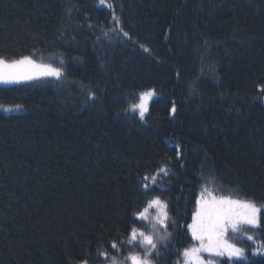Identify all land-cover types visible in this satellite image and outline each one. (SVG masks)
<instances>
[{
    "label": "trees",
    "instance_id": "1",
    "mask_svg": "<svg viewBox=\"0 0 264 264\" xmlns=\"http://www.w3.org/2000/svg\"><path fill=\"white\" fill-rule=\"evenodd\" d=\"M0 56L62 69L0 86V264H126L133 227L180 264L208 185L260 207L222 264H264V0H0Z\"/></svg>",
    "mask_w": 264,
    "mask_h": 264
},
{
    "label": "snow or ice",
    "instance_id": "2",
    "mask_svg": "<svg viewBox=\"0 0 264 264\" xmlns=\"http://www.w3.org/2000/svg\"><path fill=\"white\" fill-rule=\"evenodd\" d=\"M100 3L105 4V0H100ZM115 19V17H114ZM119 24V21H117ZM107 35V33H105ZM128 35L127 32L124 33ZM145 52L149 51L147 48ZM61 70L54 68L47 64H38L30 56H22L19 59H13L10 62L6 61L4 57L0 56V83H20L24 81H30L40 77L54 76L59 78ZM154 95L153 91L140 93V103L133 105V109L139 108V115L141 119H144L145 112L148 111L147 100ZM19 108V105L16 106ZM3 111H12V108H3ZM175 106L172 108V112H175ZM159 173H163L165 176L168 175L166 168H160L156 176L152 177L153 184L156 183L157 176ZM145 181L148 177L144 178ZM149 190L147 183H145V191ZM149 206L156 205L161 211L157 217H155L156 224L167 231L169 215L167 211V204L159 199L154 198L148 202ZM149 209L145 208L143 212L136 214L137 220L147 219V213ZM260 209L257 208L253 203L232 200L228 198L217 199L208 193V198L201 193V196L196 200V209L192 213V222L187 225L188 231L194 241L199 242V247H191L183 250L181 255L184 257V264H215L212 260L205 261L199 255L201 252H206L209 255L215 256H227L231 259L232 257L245 258L243 249L236 247L234 244H229L225 239V234L230 228L232 232H242L244 229L241 225H259L258 213ZM168 236L171 233L167 234ZM139 237L140 245L145 247V252L141 257L139 254H130L126 257L127 260L131 261V264H152L149 256L154 250H157V243L154 237L150 234H145L143 231H139L133 227L129 233V244H133ZM166 236H161L160 239H166ZM249 240H252V236H248ZM113 248H117L115 242L112 244ZM117 251L119 249L117 248ZM158 255V251L155 253ZM103 255H107L104 253ZM113 264H117L115 258H113Z\"/></svg>",
    "mask_w": 264,
    "mask_h": 264
},
{
    "label": "rangeland",
    "instance_id": "3",
    "mask_svg": "<svg viewBox=\"0 0 264 264\" xmlns=\"http://www.w3.org/2000/svg\"><path fill=\"white\" fill-rule=\"evenodd\" d=\"M33 60H35L36 61V63H38V64H47V65H51V64H48V63H46V61H44V60H36V59H34V58H38V57H31ZM19 59V58H18ZM6 61H11V60H6ZM52 67H54V68H58V67H56V66H53V65H51ZM60 69V68H59ZM61 70V74H62V69H60ZM61 76V75H60ZM40 78H57V77H54V76H48V77H40ZM40 78H37V79H40ZM60 78V77H59ZM33 80H35V79H33ZM33 80H30V81H33ZM30 81H24V82H20V83H8V84H5V83H0V86H8V85H18V84H22V83H26V82H30ZM150 99H151V97L150 98H148V100H147V105H148V102L150 101ZM190 99V97L188 98V100ZM259 100V102L261 103V104H264V94H261L260 96H259V98H258ZM135 101L136 102H138L137 104H135V105H138L139 103H140V99H139V96H137L136 97V99H135ZM133 105H134V103H133ZM138 113H139V108H136L135 109ZM201 193H204V196L206 197V198H208V193H211L212 194V196H214L215 198H217V199H220V198H226L225 196H221V194L220 193H217L216 192V190L211 186V185H208V186H206V187H204V188H202V190H201ZM201 193H200V196H201ZM199 196V197H200ZM228 199H232V200H241V201H246V202H248L247 200H244V199H241V198H239V197H237V196H235V195H233V196H230V197H228ZM257 208H259L260 209V207L259 206H257V205H255ZM196 209V208H195ZM260 213V212H259ZM259 213H258V217H259ZM191 222H192V220H191ZM190 222V223H191ZM154 226H155V228H160V226L158 225V224H154ZM241 227L244 229V231H242V232H232V230L229 228L228 229V231L226 232V234H225V239L228 241V243L229 244H234L236 247H238V248H241V249H243V252H244V254L246 255L247 254V248L246 247H243L244 245V238H248V236H252L251 235V232H253V229L254 228H257V226H251V225H241ZM148 232L149 231H151L150 229H146ZM190 233V232H189ZM145 234H149V233H145ZM150 235H152L153 237H154V240H155V242L157 243V246L159 245V243H160V238H158V237H161V236H163V233L162 234H155V235H153V234H150ZM190 237H191V234H190ZM138 238H140L141 240H142V237H139L138 236ZM192 238V237H191ZM254 239V238H253ZM254 245H255V247H256V249L258 250L259 249V246H258V244L257 243H254ZM199 247V242L198 241H194L193 239H191V241H190V243L188 244V246L186 247V248H191V247ZM256 249L255 248H249V250H250V252L252 253V254H255V251H256ZM143 251H145V247H142V250H138L136 247H133V248H131V249H129V253L130 254H139L140 256H141V253L143 252ZM183 252V251H182ZM181 252V253H182ZM156 253V250H154L153 251V253L149 256V259L151 260L152 259V256H153V254L154 255H156L155 254ZM181 253H180V259H179V263L180 264H184V257L181 255ZM200 256H201V258L202 259H204L205 261H207V260H212V261H214L215 262V264H222L225 260H227V262H232V261H234V260H240V259H242V258H237V257H232L231 259L227 256V254H225L224 256H215V255H209L208 253H206V252H201L200 254H199ZM244 255V256H245ZM127 256H129V255H127ZM142 257V256H141ZM245 258H246V256H245ZM223 261V262H222ZM111 264H113V263H111ZM126 264H131V261L130 260H127V262H126Z\"/></svg>",
    "mask_w": 264,
    "mask_h": 264
}]
</instances>
